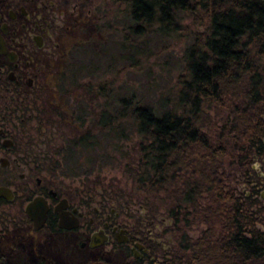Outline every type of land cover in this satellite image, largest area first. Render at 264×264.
Masks as SVG:
<instances>
[{
	"label": "trees",
	"instance_id": "1",
	"mask_svg": "<svg viewBox=\"0 0 264 264\" xmlns=\"http://www.w3.org/2000/svg\"><path fill=\"white\" fill-rule=\"evenodd\" d=\"M109 1L123 6L128 23L123 34L132 42L155 23L162 33L176 31L189 37L182 56L183 71L176 74L168 96L159 97L155 106L133 92L116 97L107 80L77 82L75 89L86 100L101 95L106 102L99 110L84 111L90 117L80 130L65 120L58 104L49 102L47 87L38 79L28 95L10 99L6 105L15 106L25 117L21 131L27 145L39 148L38 164L55 175L58 159L54 155L62 147L53 145L56 136L67 143L86 144L92 138L98 144L105 136L127 137L129 128L138 139L134 153H125L124 173L151 192H165L170 204L166 208L172 223L167 230L174 237L167 257L159 264H264V229L257 227L262 218L247 198L235 196L223 184L230 178L228 170L211 172L230 159L231 146L244 148L262 132L264 0ZM179 13L204 28L194 31L187 24L177 25L174 18ZM3 103L6 101L0 102V109L6 108ZM211 108L226 112L218 125L207 115ZM79 118L85 121L83 113ZM239 151L242 155L243 150ZM19 217L20 224H27L25 216ZM4 220L0 219V238L10 231ZM195 220L206 226L200 235L191 237L183 229ZM12 227H17L16 222ZM127 253L117 249L116 261L101 256L80 259L81 264H139ZM18 258H5L0 248V264H27ZM38 261L54 264L43 254Z\"/></svg>",
	"mask_w": 264,
	"mask_h": 264
},
{
	"label": "rangeland",
	"instance_id": "2",
	"mask_svg": "<svg viewBox=\"0 0 264 264\" xmlns=\"http://www.w3.org/2000/svg\"><path fill=\"white\" fill-rule=\"evenodd\" d=\"M77 2L80 5H77L73 13L68 7L58 18L63 26L54 36L57 46L52 47L51 53H44L41 64L45 73L43 82L49 93L48 100L60 106L66 115L65 120L77 130L83 129L90 117V113L85 112L90 108L99 110L106 104L101 95L97 99L86 100L82 91L77 87L75 89L79 81L98 83L107 80L116 97L133 92L151 106L157 105L159 97L168 96L176 81V74L183 71L182 56L190 43L189 37L176 31L162 33L156 29L159 24L155 23L152 28L144 31L141 38L132 42L123 34L128 23L126 13L121 11L122 5H114L109 0H89L90 3L84 4L81 0ZM174 21L177 25L187 24L194 31L204 28L203 25H194L191 17L183 13H179ZM82 113L85 115L84 122L79 118ZM207 115L218 125L226 112H217L211 108ZM126 131L129 135L123 138L99 135L101 139L98 144H93L92 138L86 144L67 143L56 136L53 145L56 148L62 147L54 155L58 159V168L52 176L56 184L54 186L61 191L78 192L91 199L92 203L103 197L112 199L120 212L118 219L122 221L133 220L140 212L148 214L152 224L146 227L164 233L161 242L168 246V237L172 242L174 236L172 230H166L172 223L166 208L170 205L166 193L151 192L124 173V164L128 160L125 153H130L129 156L134 153L138 139L135 131L129 128ZM33 149L36 152L39 150L38 147ZM230 151L231 160L237 154L235 145L231 146ZM38 153L41 155L40 151ZM220 168L231 171L234 166L226 160ZM43 174L46 177L50 175L44 170ZM14 175L16 177V173ZM226 183L231 185L233 180ZM0 209L3 211L2 220L6 218L4 223L10 229L6 237L0 238V248L5 258L11 261L21 257L27 264H39L40 254L47 255L54 264H81L83 260L80 256L90 259L101 256L117 260L116 250H112L109 244L95 250L80 249L72 246L71 236L44 235L41 230L35 231L26 227V224H20V214L15 203H4ZM12 222L21 228L17 226L13 229ZM205 226L203 221L195 220L183 230L194 237L200 235ZM257 226L264 229L263 223Z\"/></svg>",
	"mask_w": 264,
	"mask_h": 264
},
{
	"label": "flooded vegetation",
	"instance_id": "3",
	"mask_svg": "<svg viewBox=\"0 0 264 264\" xmlns=\"http://www.w3.org/2000/svg\"><path fill=\"white\" fill-rule=\"evenodd\" d=\"M78 4L77 0H0V38L6 50L12 52L10 59L0 51V102L6 101L3 103L6 108L0 109V185L9 186L13 195L11 199L0 196V205L15 203L17 212L25 216L26 227L41 230L44 235L71 236L72 246L80 249L95 250L109 244L112 250L128 252L127 257L134 262L159 264L167 257L166 251L171 245L162 244L161 235L164 233L146 227L152 224L148 214L140 212L133 220L122 221L118 219L120 212L112 199L103 197L92 203L91 199L78 192L58 190L54 186L53 175L50 173L46 177L43 174L44 169L37 162L36 151L27 145L24 131H21L25 117L15 106L7 107L10 99H21L28 95L38 79L43 81V55L51 53L52 47L57 46L54 36L63 26L58 18L68 7L73 13ZM261 104L264 106V100ZM13 110L15 113H12ZM261 117V134L255 140L247 141L244 148L236 147V156L227 160L228 164L234 166L228 171L229 180H233V183L230 185L225 181L223 184L235 196L247 198L248 204L258 212L264 224V108ZM240 149L243 150L242 155ZM240 157H243L242 160ZM219 167L211 168V172H221L223 169L219 170ZM37 195L43 197L47 209L42 225L33 228L24 207L28 200ZM61 199L65 200L60 207ZM60 211L69 218L67 224L75 219V226H59ZM2 213L0 209L1 219ZM97 229H102L107 240L91 247L90 235ZM168 242L171 243L169 237Z\"/></svg>",
	"mask_w": 264,
	"mask_h": 264
},
{
	"label": "water",
	"instance_id": "4",
	"mask_svg": "<svg viewBox=\"0 0 264 264\" xmlns=\"http://www.w3.org/2000/svg\"><path fill=\"white\" fill-rule=\"evenodd\" d=\"M0 51L5 52L7 56L12 59V52L7 51L3 40L0 38ZM0 196L5 197L6 199H11L13 197L11 188L7 185H0ZM65 199H61L59 202V205H64L62 202H64ZM47 209V204L45 203L43 197L37 195L34 196L32 199L28 200L24 207V212L26 216H28L32 221V227L38 228L45 220V212ZM60 220H59V226H66L71 227L75 226L77 223L74 219L73 222L67 224L66 220L69 219L65 215L63 211H60ZM91 238L89 241V246L93 247L94 245L103 244L107 240V235L102 232V229L94 230V232L91 233ZM83 244V243H82Z\"/></svg>",
	"mask_w": 264,
	"mask_h": 264
}]
</instances>
